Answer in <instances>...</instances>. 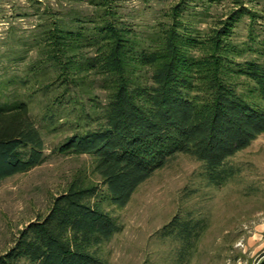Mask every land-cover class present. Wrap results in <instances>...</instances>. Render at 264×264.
I'll use <instances>...</instances> for the list:
<instances>
[{
  "label": "trees",
  "instance_id": "trees-1",
  "mask_svg": "<svg viewBox=\"0 0 264 264\" xmlns=\"http://www.w3.org/2000/svg\"><path fill=\"white\" fill-rule=\"evenodd\" d=\"M195 1L177 0L146 38L119 21L105 1L76 29L57 20L43 29L29 71L52 72L43 88L53 89L54 104L71 103L77 114L58 152L94 157L99 182L73 179L45 215L18 232L0 264H109L101 247L120 226L103 207L100 190L105 187L106 199L122 206L179 154L202 163L209 186H224L235 176L227 161L264 133V60L232 56L235 25L254 15L244 0H233L203 36L185 15ZM242 77L247 86L239 89ZM44 148L29 103H0V180L40 165ZM206 229L205 217L175 215L168 230L180 242V261L196 251ZM255 264H264V252Z\"/></svg>",
  "mask_w": 264,
  "mask_h": 264
},
{
  "label": "rangeland",
  "instance_id": "rangeland-1",
  "mask_svg": "<svg viewBox=\"0 0 264 264\" xmlns=\"http://www.w3.org/2000/svg\"><path fill=\"white\" fill-rule=\"evenodd\" d=\"M100 1L146 38L164 24L177 0H0V103L27 101L45 142L40 165L0 180V254L23 227L47 213L53 198L73 179L99 182L94 157L58 152L73 133V104H54L53 89L43 88L52 72L48 76L29 70L39 57L41 34L48 24L57 20L76 29L79 20L97 14ZM232 1L205 5L196 0L185 15L204 36L230 11ZM244 6L254 16L245 15L235 25L232 56L238 62L264 60V0H244ZM236 81L239 89L246 88L245 78ZM226 165L237 170L235 176L224 186H209L202 177V163L179 154L141 182L122 206L110 203L102 187L100 201L120 226L102 245L103 257L109 264H255L264 252V133ZM177 214L207 220L196 251L186 261L179 260L180 242L175 231L168 230Z\"/></svg>",
  "mask_w": 264,
  "mask_h": 264
}]
</instances>
